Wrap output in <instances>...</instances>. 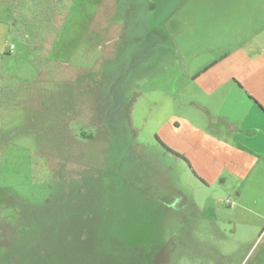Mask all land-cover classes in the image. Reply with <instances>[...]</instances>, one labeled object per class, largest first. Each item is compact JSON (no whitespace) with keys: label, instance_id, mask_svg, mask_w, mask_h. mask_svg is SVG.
<instances>
[{"label":"rangeland","instance_id":"obj_1","mask_svg":"<svg viewBox=\"0 0 264 264\" xmlns=\"http://www.w3.org/2000/svg\"><path fill=\"white\" fill-rule=\"evenodd\" d=\"M51 1L0 0V264H264V190L214 182L196 107L231 85L190 80L264 94V0Z\"/></svg>","mask_w":264,"mask_h":264},{"label":"crops","instance_id":"obj_2","mask_svg":"<svg viewBox=\"0 0 264 264\" xmlns=\"http://www.w3.org/2000/svg\"><path fill=\"white\" fill-rule=\"evenodd\" d=\"M228 59L204 67L190 80L203 82L209 96L231 85L214 101V111L201 103L196 107L208 114V126L214 130V157H210L214 160V182L231 184L236 201L241 202V192L264 190V94L261 88L259 93L256 88L250 90L237 78L242 74L225 69Z\"/></svg>","mask_w":264,"mask_h":264},{"label":"trees","instance_id":"obj_3","mask_svg":"<svg viewBox=\"0 0 264 264\" xmlns=\"http://www.w3.org/2000/svg\"><path fill=\"white\" fill-rule=\"evenodd\" d=\"M1 1H5V0H1ZM28 2H26V5H29V9H27V20L28 22L33 20L34 19V10H37L34 6L37 5V4H43L44 6H48L50 5V2H52L51 0H27ZM11 5H12V25H15L16 23H18L20 20H19V14L20 12L23 10L21 9L22 8V0H11ZM21 12V14H22ZM11 13V12H10ZM53 14V15H52ZM52 15V18L55 19V16L57 15L56 12H54V10L52 11L51 13ZM41 29V28H39ZM49 29V28H48ZM41 31V30H40ZM38 32H28L26 33V36L29 38H32V37H35L37 35ZM39 34V33H38ZM31 37H30V36ZM9 53V52H8ZM84 138L86 139H92L91 136H83ZM157 143L162 147V149L166 152V153H169L170 155H173V156H176V157H179L177 153H174L172 150H170L169 148H167L165 145H163L159 140L158 138H155ZM181 159H183L182 157H179Z\"/></svg>","mask_w":264,"mask_h":264},{"label":"built area","instance_id":"obj_4","mask_svg":"<svg viewBox=\"0 0 264 264\" xmlns=\"http://www.w3.org/2000/svg\"><path fill=\"white\" fill-rule=\"evenodd\" d=\"M10 51H12V47L10 48ZM224 203H225V205H227L229 207L233 206V203H231V202L225 201Z\"/></svg>","mask_w":264,"mask_h":264}]
</instances>
